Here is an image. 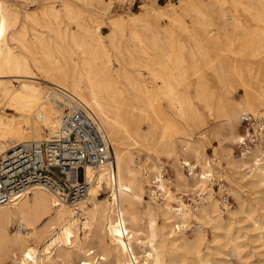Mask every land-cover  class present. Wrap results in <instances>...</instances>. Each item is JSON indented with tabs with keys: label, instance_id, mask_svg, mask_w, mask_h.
I'll return each instance as SVG.
<instances>
[{
	"label": "bare ground",
	"instance_id": "bare-ground-1",
	"mask_svg": "<svg viewBox=\"0 0 264 264\" xmlns=\"http://www.w3.org/2000/svg\"><path fill=\"white\" fill-rule=\"evenodd\" d=\"M234 2L236 13L229 16L226 7H223L220 26L224 31L232 30L237 35H243L246 23L236 16L241 3L239 0ZM174 6L171 4L168 9L162 6L153 10L146 4L141 5L143 12L112 18L111 32L107 34L112 46L121 51L116 44V32L122 31V26L130 22L131 25L143 24L147 33L130 28V37L137 49L145 53L148 47L156 49V38L160 31L155 29L152 20L166 16L179 21L181 15ZM66 10L68 16L77 22L78 29L65 28L60 32L58 27V35L65 42L57 49L62 58L47 50L49 45L41 33L33 32L34 45L39 43L46 48L43 64L42 59L34 55V45L26 41V23L17 27L19 12L1 5L0 107L7 106L19 116L0 114V150H7L17 143L43 140L46 138L43 133L45 129L49 130L48 135L56 128L61 110L58 101H62V98L52 89L55 85L79 97L101 119L113 143L116 175L112 178L108 166L87 167L89 193L76 204L67 202L57 191L43 185L31 188L13 204H0V264H48L54 259H60L62 264H73V261L77 264H180L186 261L185 254H181L180 250L191 255L192 264H210L203 253V246L208 240L200 232L205 228L198 221L213 229V241L217 240L222 230L228 232L229 225L224 223L219 198L207 179L210 172L225 177L226 174L211 167L203 139H208L209 135L216 139L225 150L228 166L234 171L252 172L251 183L255 186H264V156L261 149L254 146L247 153L239 154L241 158H235L232 149L223 143L224 139L230 137V142L236 146L240 139V133L232 123L222 130L213 128L200 135L202 129L209 128L205 117L189 102L188 89L177 91L176 83L184 80V74L177 77L171 74L175 78L172 81L156 68L146 72L135 58L132 60L134 71L124 69L122 73L115 74L103 39L105 35L97 33L101 29L100 24L83 22L80 10L74 11L69 5ZM40 13L45 14L46 9L26 11L25 18L38 24ZM50 13L55 17L58 14L53 5ZM197 13L203 14L200 9ZM245 13L249 14V11ZM260 24L259 18L255 17L245 33V43L251 52H241L244 58L240 64L228 57L222 65L231 74L245 69L246 74L256 79L244 85L246 101H238L234 107H228L227 118L233 119L239 109L254 111L264 106V25ZM10 31L11 37L17 35L18 40H22L23 48L32 52L33 63L45 78L38 77L32 71L26 57L13 54L6 40ZM93 38H97L96 44L90 41ZM195 42L199 44L201 41L195 39ZM126 49L131 53L129 48ZM76 54L80 55V60L75 59ZM88 54L91 58L87 57ZM191 54L194 58V53ZM249 56L254 60L248 59ZM185 61L184 57H178L174 68L184 69ZM151 63L161 65L156 60H151ZM147 74H152L155 82L162 83L166 90L164 94L168 97L167 106L156 105L151 100L153 94ZM42 81L52 84L48 91L42 92L46 86ZM130 89L138 90L136 97L145 102L140 106L126 103L131 109L121 110L118 108L121 104L119 100L128 99L126 92ZM149 111L153 113L152 116ZM182 122L195 133L184 134ZM180 142L183 144L181 149ZM135 150L143 153L147 159L153 155L172 160L179 186L186 192L206 194L197 213L179 214L170 203L147 198L143 165L134 155ZM180 159L196 160L201 166L200 171L190 176L185 174L180 169ZM154 164L148 167L154 168ZM105 187L110 194L100 198ZM241 208L242 205L236 212H241ZM158 219L163 221L161 226ZM193 222L194 233L192 237H187L184 231L189 229L187 226L192 228ZM11 227L15 228V232H11ZM80 233L84 234V241L80 240Z\"/></svg>",
	"mask_w": 264,
	"mask_h": 264
},
{
	"label": "rangeland",
	"instance_id": "rangeland-1",
	"mask_svg": "<svg viewBox=\"0 0 264 264\" xmlns=\"http://www.w3.org/2000/svg\"><path fill=\"white\" fill-rule=\"evenodd\" d=\"M239 1L241 6L236 16L242 18L246 23L243 35H237L232 30L228 32L224 31L220 26V16L223 7H226L229 16L232 13H236L234 0H0V10L1 5L5 4L9 9L18 11L19 22L17 27L20 28L23 22L26 23L27 43H29V45H34L33 41L35 37L33 32L41 33L49 45V49L47 48V50H51L54 56L62 58L61 53L57 49L59 46H63L65 42L63 38L58 35V27H60V32L65 28L69 30L78 29L77 22L71 19L67 14L66 6L69 5L74 11L80 10V19L83 22L91 25L100 24L101 29L97 33L105 35L103 39L112 58V67L114 68L115 74L122 73L124 69L134 71L135 67L132 65V60L134 58L141 62L142 66H144L142 69L146 72H149L151 68H156L165 75L166 78L172 81H174L175 78L172 77L171 74H174L176 77L181 73L184 74V80L181 83H176L177 91L183 92L186 89L190 91L189 102L194 108L201 112L207 121V127H209L207 129H202L200 135H203L213 128L222 130L230 123L234 124L237 128V133H240L239 118L241 113L245 110L255 112L264 109V106L254 111L239 109L233 119L227 118L226 116L228 107H234L238 101H246L244 85L254 82L256 79L246 74L245 69H240L242 73L237 71L235 74L234 72L231 74V71H226V68L222 65L228 57L240 64V60L244 58L241 52H245V54L251 52V49H248L245 43L247 39L245 33L247 34L255 17H258L261 21L260 26L264 25V2L260 0ZM146 4L147 7L153 10L159 9L162 6L168 9L171 4H175L176 6L174 7L177 8L181 17L179 21H173L166 16L153 18L152 24L155 26V29L160 31V34L156 38L157 48L148 47L146 48L147 53L138 50L130 37V28H135L147 35L144 31L143 24L131 25L130 22L125 23L122 26V31L118 30L116 32V44L119 45L121 50L118 52V50L112 46L107 35L111 32V19L119 15L127 16V13L131 12H143L144 8H142L141 5ZM52 5L55 10L58 11L56 17L50 13ZM194 6L200 9V12L202 11L203 14L198 15V9H194ZM42 8L46 9V13H40L38 24L26 20V11H38ZM247 10L249 14L245 13ZM185 27H187V31ZM10 33L11 31L7 34L6 40L12 47L13 54L26 57L30 61L32 71L38 77L45 78L43 72L33 63L32 52L23 48L22 40H18L17 35L11 37ZM193 38L201 42L196 44ZM90 41L96 44L97 38H93ZM69 42L70 45H73L71 40H69ZM126 48H129L131 53H129ZM33 50L35 53L34 55L40 57L43 64H45L44 56L46 48L36 43ZM191 52L194 53V58ZM181 56L184 57L186 61L184 62V69L178 70L174 67L176 66V59ZM87 57L91 58V55L88 54ZM195 58L196 61H194ZM75 59L80 60V55L76 54ZM248 59L254 60L251 56H249ZM151 60H156L161 63V65H153ZM147 75L153 94L151 100L156 105L167 106L168 97L164 94L166 90L162 87V83L155 82L152 74ZM42 83L46 85L42 92L45 90L48 91L49 87L52 86V84L46 81H42ZM126 93L129 98L125 101L119 100L121 102L118 107L119 109H131L126 103H131L135 106L144 104V100L136 97V95L139 94L138 90L130 89ZM157 94L159 95L157 96ZM0 112L1 115L5 114L10 117L19 116V114L17 115L14 111L7 109V106L3 108L0 107ZM149 113L151 116L153 115L151 111H149ZM31 117L33 118V116ZM181 125L184 126V134L188 135L189 133H195V131L189 129L188 126H185L184 122H182ZM48 132V129H45L43 132L45 137L48 136ZM194 135L199 137V135ZM203 140L211 167L225 172L232 195V206L226 213H222L225 225H229L228 232L222 230L217 240L213 241V229L209 225H204L198 221L205 228V231H201L200 229V232L205 234L208 240L203 246V253L207 255L210 264H264V186H255L251 183L253 179L251 175L252 172H248V170H244L243 172L232 170L228 166V157L225 154V150L211 135H209L208 139L204 138ZM230 141V137H228L223 140V143L232 149V155L235 158H241L235 143L233 144ZM182 145V142H180L179 149H181ZM134 155L137 157L138 161L143 162V164L140 162L143 167L144 165L150 166L153 165L154 162L156 164L157 161L164 160L171 165L175 173L172 164L173 161L169 160L167 157L152 155L150 159H147L143 153L138 151H136ZM102 192L100 198H105L110 194L109 189L106 187ZM240 205H242L240 209L241 212H236L239 210ZM158 223L161 226L163 223L162 219H158ZM193 225H195L194 222L192 223V226ZM258 226L260 229L257 228ZM187 227L189 228L190 226ZM194 227L195 226L184 231L187 237H192L195 229ZM11 232H15L14 227H11ZM79 236L80 240L84 241V234L80 233ZM69 250L70 249H67V251ZM180 253L185 254L186 260L184 263L181 262L180 264H192L191 255L184 253L183 250H180ZM4 264L6 263L4 262ZM48 264H62V261L60 259H54ZM73 264H77V262L73 261ZM111 264L114 263L111 262Z\"/></svg>",
	"mask_w": 264,
	"mask_h": 264
},
{
	"label": "built area",
	"instance_id": "built-area-1",
	"mask_svg": "<svg viewBox=\"0 0 264 264\" xmlns=\"http://www.w3.org/2000/svg\"><path fill=\"white\" fill-rule=\"evenodd\" d=\"M52 89L62 98L58 101L61 110L56 128L43 140L17 143L0 150V204H13L37 185L51 188L67 202L76 204L89 193L87 167L108 166L112 178L116 175L113 143L101 119L76 95L55 85ZM239 127L238 153L259 146L264 156V110L243 112ZM179 166L189 176L201 169L193 159H182ZM143 174L147 198L170 203L176 213L196 211L206 195L184 191L171 165L164 160L157 161L154 168L144 165ZM207 179L219 198L221 210L227 212L232 206L228 180L213 172L208 173Z\"/></svg>",
	"mask_w": 264,
	"mask_h": 264
}]
</instances>
